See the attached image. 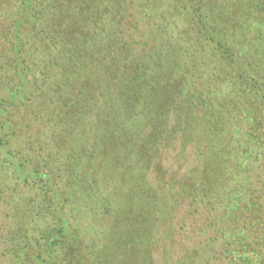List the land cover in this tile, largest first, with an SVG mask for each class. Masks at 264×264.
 Wrapping results in <instances>:
<instances>
[{
  "label": "trees",
  "instance_id": "1",
  "mask_svg": "<svg viewBox=\"0 0 264 264\" xmlns=\"http://www.w3.org/2000/svg\"><path fill=\"white\" fill-rule=\"evenodd\" d=\"M0 264H264V0H0Z\"/></svg>",
  "mask_w": 264,
  "mask_h": 264
}]
</instances>
